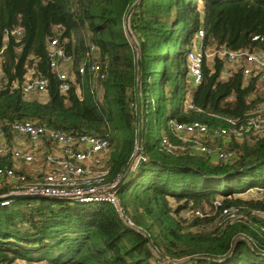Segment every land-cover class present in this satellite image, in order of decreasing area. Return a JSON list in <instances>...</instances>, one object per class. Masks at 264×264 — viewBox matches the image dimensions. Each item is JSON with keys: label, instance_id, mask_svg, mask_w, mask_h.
<instances>
[{"label": "trees", "instance_id": "obj_1", "mask_svg": "<svg viewBox=\"0 0 264 264\" xmlns=\"http://www.w3.org/2000/svg\"><path fill=\"white\" fill-rule=\"evenodd\" d=\"M136 1L0 0V126L6 139L15 121L74 138L103 137L111 151L105 184L127 172L140 130L146 158L117 191L132 227L108 202L33 198L0 205V264H166L163 258L264 264V133L222 139L235 157L219 163L163 144L165 137L180 142L173 121L227 127L225 118L244 122L264 108L261 78L247 79L236 67L222 79L225 60L216 56L205 58L203 80L194 85L187 61L199 30L205 48L264 51V0H140L129 20L137 47L125 28ZM53 40L71 59L65 80L63 61L59 70L51 66ZM30 72L47 80L43 97L25 94ZM12 164L10 153L0 157V167ZM248 191L260 197H245ZM224 209L235 210L236 218ZM185 210L193 212L190 219L182 216Z\"/></svg>", "mask_w": 264, "mask_h": 264}, {"label": "built area", "instance_id": "obj_2", "mask_svg": "<svg viewBox=\"0 0 264 264\" xmlns=\"http://www.w3.org/2000/svg\"><path fill=\"white\" fill-rule=\"evenodd\" d=\"M14 34H20V31H14ZM205 37L204 30H199L198 39L193 42L192 48L188 52L187 61L188 69L194 85H199L203 80V66L207 58L206 48L203 45ZM58 41L53 40L50 44L52 62L51 66L57 70L60 69L59 60L70 63L64 51L57 48ZM217 57L225 60V64L240 67L245 78L259 77L264 79V51L227 50L224 47L216 50ZM93 71H99L98 65L91 67ZM80 73L85 72V68L79 69ZM61 79H67V75L60 73ZM47 80L44 78L32 77L29 79L23 90L25 94L43 93L46 91ZM68 83H63L61 88L66 91ZM190 109H195L193 103H189ZM227 127L217 126L210 127L207 123L196 121L191 123L171 122V128L174 130L179 139V144H173L168 138L163 139V144L173 151H191L204 156L216 155L219 160L230 161L235 157V152L230 149L219 148L214 150L206 139L231 138L234 136L237 140L256 139L264 133V108L250 113L249 117L240 122L235 118H225ZM12 133L29 138L34 143V150H44V158L47 161L48 168L42 178L31 181L28 174L21 172V169L32 164L36 158L35 153L26 152L21 149L7 148L6 136L3 128L0 126V157L9 153L14 161V166L0 167V181L3 179H13L16 186L9 190L8 193L1 196L4 198L0 202L1 206L13 204L16 200L9 197L17 195H35L45 196L46 199L61 197L60 200H73L80 203L108 202L113 204L121 213L123 220L128 226L132 227L130 221H127L122 214V207L116 192L110 190L123 177H119L111 184H105L108 170L106 169L100 180L93 182L82 179L85 175L84 164L95 159L96 163L100 162V156L109 148L107 139L97 135H82L78 138L47 129L37 125L33 121H15L11 124ZM48 143H54L60 156H57L53 149L48 148ZM146 160V158H144ZM144 160V161H145ZM102 185H99L100 182ZM264 197V187L259 189ZM220 205V202H216ZM236 212L233 209H224L223 214L229 218L235 219ZM196 215L202 216V211L197 210Z\"/></svg>", "mask_w": 264, "mask_h": 264}, {"label": "rangeland", "instance_id": "obj_3", "mask_svg": "<svg viewBox=\"0 0 264 264\" xmlns=\"http://www.w3.org/2000/svg\"><path fill=\"white\" fill-rule=\"evenodd\" d=\"M216 50H217V48L212 47V46H208L206 48V52H207V55H208L207 59H208L209 62H212L215 59V57L217 56ZM139 58H140V56H139ZM140 62H141V60H140ZM233 69H236V66H233V65H230L229 63H226L224 71L222 73V79H227L230 76V74H231ZM259 81H260L259 85L261 87V90L259 92L263 93L264 92V79H259ZM99 85H100V82H99L98 76L95 75V89H97V91L99 90ZM41 96L43 97L44 95H41ZM138 97H139V100H140L139 104L142 105L141 91H139ZM258 110L259 109H255L253 111H258ZM12 138L13 137H11V139ZM19 139H20V141H24L25 144L29 143V142H27L26 138H19ZM205 141L207 142V144H209L211 147H213L214 150L219 149V148H224V149H228L229 148L228 145L226 143H223L222 140L208 138ZM6 145H7V148L11 149V147L8 144H6ZM20 147H22L20 144L18 146L15 145L14 149L24 150V149H22ZM56 147L57 146L54 143H48V148L49 149H53L52 152H54L57 156H60V154L57 151ZM110 155H111V151L108 148L100 156V162L99 163H96L95 159L93 161L91 160V161L86 162L84 164V166H85V175L83 176L82 179L90 180L91 182H93V185H95V182L101 179V177L103 176L104 171L107 169V164H108V161L110 159ZM194 155L199 156V157H204V155H200L198 153L194 154ZM35 158H36V160L32 164L27 165L24 168H22L23 169L22 172L25 173V174H28L31 181H36V180L42 178V176L44 175V172L48 168V164H47V161L45 160L44 156L40 157L37 154V155H35ZM204 158L210 160L212 163H219V160L216 157V155L205 156ZM102 182L103 181H101L99 185H102ZM7 185L12 186V188L13 187L15 188V186H16L15 183L14 184L13 183H11V184L9 183ZM244 196L245 197H253V198L260 197V195L256 191H248V192H246V194ZM21 200H23V199H21ZM21 200H18V201L16 200L15 204L21 205V202H20ZM205 210L209 211V206H206ZM234 213H236V216H237V212H234ZM192 214H193V212L191 210H185V211L182 212V216L184 218H187V219H190ZM156 255H157V257H162V256H159V254H157V253H156ZM163 260L165 261L166 264H175V262L169 260L168 258H165V259L163 258ZM35 263L38 264V262H35ZM39 264H43V263L39 262Z\"/></svg>", "mask_w": 264, "mask_h": 264}, {"label": "water", "instance_id": "obj_4", "mask_svg": "<svg viewBox=\"0 0 264 264\" xmlns=\"http://www.w3.org/2000/svg\"><path fill=\"white\" fill-rule=\"evenodd\" d=\"M140 2V0H137L136 3L132 6V8L130 9L128 15H127V19H126V24H125V28H126V31L129 35V38L130 40L132 41V43L137 47L138 46V43H137V40L135 38V36L130 32V28H129V20H130V16L133 12V10L135 9L136 5ZM138 65H139V70L141 69V62L140 60H138ZM140 79H141V75H139V82H140ZM141 130L139 131V144H138V147H137V150L134 154V157L131 161V164L127 170V172L123 175V177L119 180V182L110 190L111 192H116L119 191L124 183L128 180V178L130 177L131 173L133 171H135L138 167V165L144 161V157L142 156V146H141ZM10 199H13V200H21V199H46L48 197H43V196H35V195H17V196H13V197H9ZM56 198L58 197H53L54 200H56ZM60 199H64V198H60ZM59 199V200H60ZM4 198L3 197H0V202L3 201ZM177 264V263H175Z\"/></svg>", "mask_w": 264, "mask_h": 264}, {"label": "crops", "instance_id": "obj_5", "mask_svg": "<svg viewBox=\"0 0 264 264\" xmlns=\"http://www.w3.org/2000/svg\"><path fill=\"white\" fill-rule=\"evenodd\" d=\"M61 71L63 73H65L67 75V77H70V75H71V73H70V63L63 62V64L61 65ZM32 75H33V73L30 72L29 75H28V79H31L32 78ZM0 77H2L1 64H0ZM40 94L45 95L44 92L43 93H40ZM12 136H13L12 139L11 138L10 139H6L7 144L11 147V149H14V146L15 145L18 146L20 144L22 146L20 148L24 149V151H26L28 153L29 152L35 153V155L38 154V156H40V157L44 155V153H45L44 150H43L44 153L42 152V150H37V151L34 150V146L35 145H34V143L29 138L22 137V136H19V135H16V134H12ZM19 138H26L27 139V142H29V143L28 144H25V142L24 141H20ZM11 160H12V163H13L12 166H14V161H13L12 157H11ZM22 170L23 169H21V172H22ZM9 183L10 184L11 183L14 184L15 182H14L13 179H10V178L9 179H6V180L3 179V180L0 181V188H3L4 185L10 187L5 193L0 194V197L3 196V195H5L6 193L9 192V190L12 189V186L7 185ZM12 264H36V263L35 262H28L26 260H17V261H15Z\"/></svg>", "mask_w": 264, "mask_h": 264}]
</instances>
